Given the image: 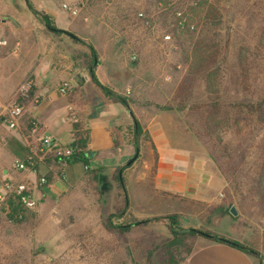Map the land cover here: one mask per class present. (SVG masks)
<instances>
[{
    "label": "rangeland",
    "instance_id": "374dc122",
    "mask_svg": "<svg viewBox=\"0 0 264 264\" xmlns=\"http://www.w3.org/2000/svg\"><path fill=\"white\" fill-rule=\"evenodd\" d=\"M205 1L202 13L189 20L194 30L186 32L170 27L155 0L94 4L99 5L94 14L107 5L113 14L126 16L124 25L116 15L111 26L122 39L125 60L112 56L103 43L105 33L97 31L101 57L94 51V63L101 58L113 66V73L101 75L112 77L118 95L141 118L138 157L126 169L122 187L114 174L86 171L77 186L24 211L18 221L8 218V199L0 202V264H171L163 249L171 235L162 223L118 229L171 214L178 215L182 228L221 236L264 256V213L250 191L262 160L264 123L244 108L264 100V0ZM139 12L148 15L151 28L140 24ZM54 34L53 44L63 49L72 44V58L88 73L90 45ZM164 34H170L171 44L162 41ZM194 56L202 58L200 64L193 63ZM38 59L33 51L24 58L30 72L22 82L34 83ZM8 102L0 104V139L9 133L2 120ZM151 118L159 155L177 156L191 166L190 191L183 195L156 186L158 155L144 129ZM208 123L214 133L206 129ZM136 150L130 147L128 158ZM203 241L196 238L191 252ZM181 250L174 252L177 264L189 256L182 258Z\"/></svg>",
    "mask_w": 264,
    "mask_h": 264
},
{
    "label": "crops",
    "instance_id": "0c3cea01",
    "mask_svg": "<svg viewBox=\"0 0 264 264\" xmlns=\"http://www.w3.org/2000/svg\"><path fill=\"white\" fill-rule=\"evenodd\" d=\"M102 2L104 0H0V38L7 41V47L0 48V104L10 101L16 88L22 83L24 74L30 72L24 58L29 57L32 51L39 58L38 71L32 84V98L14 130L7 128L6 108L3 111L2 120L9 133L0 139V167L5 174L0 185L6 181L28 183L31 195L36 200V207L43 200L59 199L69 188L81 182L86 171L99 170L103 174L115 175L117 168L128 166L121 172L123 178L129 168L128 152L132 146L121 145L113 149L112 129L131 125L132 117L142 124L141 118L130 106L106 102L101 91L91 83L85 68L80 69L77 59L72 58L73 53L69 50L72 44L67 46L68 49L58 48L53 44L54 32L32 14L33 10L47 16L55 30L72 34L79 41L90 45L100 57L98 49L101 48V41L96 32L102 31L105 33L103 43L110 45L112 56L125 60L122 39L118 33L113 34L114 28L111 26L116 25V15L123 20L122 25L126 16L122 11L113 14L107 5H102L98 14H94L93 10L99 6L94 4H103ZM62 3H84V8L78 17L72 19L61 10ZM58 36L62 37V34ZM58 45L62 46V43ZM104 70L106 73H113L114 68L110 63L104 65L99 58L94 69L96 80L100 85L119 94V88L112 77L101 75ZM78 75H81L80 82L75 80ZM64 81L70 82L72 90L68 95L61 96L58 87ZM70 110L77 115L78 130L87 131L85 150L89 159L88 168L80 163H65L47 156L37 162L36 175L29 171L16 170L15 162L23 160L8 148L7 140L14 138L26 148L27 156L32 155L36 159L40 155L39 137L42 134L50 135L60 146H72L75 129L65 121ZM152 121V118L145 121L144 129L150 133L151 143L158 155L156 186L168 191L165 193L183 195L182 193L190 191L191 166L188 161L177 156L169 159L159 155L158 135L153 129L155 125ZM32 124L36 128L35 132L32 131ZM141 143L142 141L140 145ZM38 176L44 177L47 184L37 186ZM184 264H260V261L226 245L203 241L194 246Z\"/></svg>",
    "mask_w": 264,
    "mask_h": 264
},
{
    "label": "trees",
    "instance_id": "16d2710c",
    "mask_svg": "<svg viewBox=\"0 0 264 264\" xmlns=\"http://www.w3.org/2000/svg\"><path fill=\"white\" fill-rule=\"evenodd\" d=\"M156 3H162L164 4L167 0H155ZM205 0H196L195 1V5L190 7L188 10V21H192V19L201 14L205 5ZM32 13L40 20L44 23V25L46 27L49 28V30L56 32V33H62V34H66L70 37H72V39H74L75 41L81 42L78 40V38H75L74 36H71L69 33L67 32H63V31H59V30H55L49 23L47 16L42 15L38 12H35L32 10ZM173 30L175 31H179V32H184L186 29L184 30H179L176 27H172ZM186 32V31H185ZM88 48L90 49V53L91 56H93V60L91 62V64L89 65L88 68V73L90 76V80L91 83L93 84V86H95L96 88H98L101 93L104 95L106 102H113V103H118L121 104L124 107H128V100L118 94H116L115 92L111 91L110 89L102 86L99 84V82L96 80L95 76H94V69H95V63H94V50L92 47L88 46ZM202 58H198L196 56H194V62L193 63H198L200 64V62L202 60H200ZM32 91L30 92V97L28 100H25L22 102V108L23 110L25 108H27V106L29 105L30 99L32 98ZM264 100L260 101L257 104H251L249 106L244 107L246 112L248 114H256L258 116V120L260 122L264 123ZM241 109V107H239ZM165 109V108H162ZM242 110V109H241ZM243 111V110H242ZM132 124L128 125V126H122V127H115L112 129V137H113V149H116L117 147L119 148L121 145H131L135 150L139 148L140 145V141H142V134L144 133L139 122L132 117ZM78 121L76 123L72 124L73 129H75V141H74V145H72L71 147L74 149V155L70 160L65 161V163H80L82 164L84 167L88 168V161L89 159L87 158V152H86V145H87V131H79L78 128ZM214 127H216L214 125ZM206 129L209 130L210 132L214 133L213 131H216V128H213L212 125L210 123L207 124ZM213 129V130H212ZM213 138V137H212ZM214 139L219 140V138H217V136H215ZM7 146L8 148L15 154L16 157L20 158V160H23V162L26 161V158L28 157L26 155L27 150L26 148L21 145L17 140H15L14 138H10L7 140ZM262 160L260 162L259 165V169L255 175V179H254V183H252L250 191H252V193H254L255 195V202L258 205L259 210L264 213V144L262 147ZM26 155V157H25ZM138 157V156H137ZM128 167V166H126ZM126 167H119L116 170V179L119 183V185L122 187L123 186V178H122V171L123 169H125ZM87 170V169H86ZM127 199H124V207H127ZM8 204H9V208L11 209V212L14 213L18 208L17 205H15V203L13 202V200H11L10 198H8ZM8 214V218L12 221H18L13 219V215ZM122 213H119L118 216H121ZM151 222H160L162 223L168 230L169 234L171 235V238L167 241H165L164 245H163V249L165 254L168 256V258H170V263L171 264H177V261L174 259V252H176V250L178 248H182L181 250V255H183L182 258L190 255L191 253V244L192 242L196 239V238H202L208 242H212V243H217V244H222V245H226L232 249H235L237 251H240L246 255L252 256L257 258L260 261V264H264V256H261L259 252L253 250L252 248L242 245L238 242L223 238L221 236H217L199 229H195V228H182L181 224H180V219L178 218V215L176 214H171V215H167V216H162L159 218H153L151 219H145V220H141L138 222H135L133 224L130 225H126V226H118L119 231H127L129 228H131L132 226H141V225H147ZM110 223V222H109ZM111 225V223L109 224ZM173 259L175 260V262L173 261Z\"/></svg>",
    "mask_w": 264,
    "mask_h": 264
},
{
    "label": "built area",
    "instance_id": "2783aa9c",
    "mask_svg": "<svg viewBox=\"0 0 264 264\" xmlns=\"http://www.w3.org/2000/svg\"><path fill=\"white\" fill-rule=\"evenodd\" d=\"M196 1V0H195ZM195 1L192 0H167L164 4L157 3L156 11L158 14L165 15L169 18L170 27H176L179 30L188 29L194 30V26L189 24L188 10L195 5ZM84 3L80 4H67L62 3L60 5L61 10L70 18L78 17L80 11L84 8ZM180 6V8H179ZM137 20L145 28H151V22L148 15L143 12L137 14ZM162 41L165 43H172L170 34H164ZM7 47V41L0 38V48ZM136 57L132 56L131 60L135 61ZM72 90L70 82L64 81L58 87V93L61 96L68 95ZM32 91V82L24 81L15 90L12 98L6 107L5 123L9 130H14L17 126L18 120L23 115L22 102L28 100L30 92ZM67 123H76L77 115L73 110H70L65 118ZM32 131L35 132L36 128L32 124ZM40 155L39 159L29 155L25 162H15V168L18 171H29L36 175L37 162L45 159L47 156L57 159L58 161L65 162L70 160L74 155V149L71 146L58 145L50 135L42 134L39 137ZM47 181L44 177H37V186H44ZM10 198L17 205V210L12 213L11 209H8V214L13 215V219L21 220L22 213L24 211H34L36 209V200L31 195L30 186L25 182H12L6 181L0 185V202Z\"/></svg>",
    "mask_w": 264,
    "mask_h": 264
},
{
    "label": "water",
    "instance_id": "95a60500",
    "mask_svg": "<svg viewBox=\"0 0 264 264\" xmlns=\"http://www.w3.org/2000/svg\"><path fill=\"white\" fill-rule=\"evenodd\" d=\"M137 155H138V151L136 150L135 155L127 162V165H130L137 158ZM230 214L232 216L236 215V212L233 208L230 209Z\"/></svg>",
    "mask_w": 264,
    "mask_h": 264
}]
</instances>
